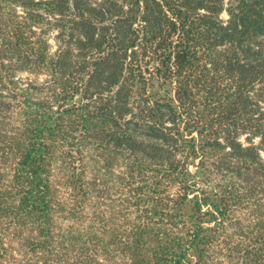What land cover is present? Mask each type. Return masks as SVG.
Returning a JSON list of instances; mask_svg holds the SVG:
<instances>
[{
	"label": "trees",
	"instance_id": "1",
	"mask_svg": "<svg viewBox=\"0 0 264 264\" xmlns=\"http://www.w3.org/2000/svg\"><path fill=\"white\" fill-rule=\"evenodd\" d=\"M0 264H264V0H0Z\"/></svg>",
	"mask_w": 264,
	"mask_h": 264
},
{
	"label": "rangeland",
	"instance_id": "2",
	"mask_svg": "<svg viewBox=\"0 0 264 264\" xmlns=\"http://www.w3.org/2000/svg\"><path fill=\"white\" fill-rule=\"evenodd\" d=\"M224 17H225V15H224Z\"/></svg>",
	"mask_w": 264,
	"mask_h": 264
}]
</instances>
